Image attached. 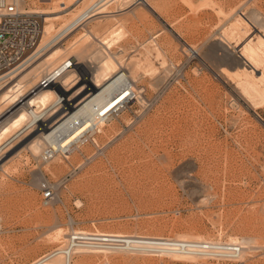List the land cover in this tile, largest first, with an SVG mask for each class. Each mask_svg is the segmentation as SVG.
Segmentation results:
<instances>
[{"label":"rangeland","instance_id":"374dc122","mask_svg":"<svg viewBox=\"0 0 264 264\" xmlns=\"http://www.w3.org/2000/svg\"><path fill=\"white\" fill-rule=\"evenodd\" d=\"M53 1L38 5H65V11L80 7V2ZM152 1L158 13L138 4L88 19L82 26L98 39L121 22V40L103 48L96 39L77 53L65 40L61 57L47 60L23 82L26 91L53 64L71 56L84 67L73 76L70 86L79 79L69 91L73 96L84 76L93 77L96 56L105 50L140 96L130 103L122 100L96 143L85 142L82 153L56 169L52 166L61 153L43 163L41 152L34 155L25 147L36 129L6 150L0 169V264H29L64 244L66 238H50L58 226L131 235L200 234L213 241L232 235L254 245L243 261L202 258L194 263L166 255L97 251L86 254L87 264H264V98L244 88L241 55L243 44L264 37V0H208L201 8L198 0ZM123 6L112 4L106 10ZM262 71L255 70V76ZM14 106L5 109L0 121L19 107ZM104 153L114 159V168L109 162L103 169L93 167L106 159ZM47 182L55 186L49 204L42 197Z\"/></svg>","mask_w":264,"mask_h":264},{"label":"bare ground","instance_id":"6f19581e","mask_svg":"<svg viewBox=\"0 0 264 264\" xmlns=\"http://www.w3.org/2000/svg\"><path fill=\"white\" fill-rule=\"evenodd\" d=\"M40 1L43 0L35 1V4H41ZM69 1L75 3L80 2V7L77 9L76 7H74L70 10L65 11L68 8V6L65 5L63 7H61V5L58 8H55V6L53 5L48 9L42 8L40 6V9L44 12L45 22L42 28V36L40 42L36 46L35 51L32 53V55L26 58L23 64L12 68L10 71H8V73L0 76V97H2V100L0 101V117L4 116V111L6 108H8V106L15 104L14 107H16L20 104V97L25 93V84L23 82L26 79L29 80V77L31 75H33L35 72H39L40 68L47 62V60L52 61L61 57V55L65 52V40L70 44L75 53L79 51L80 47L86 44L88 45V43L93 42L96 39L97 42L99 41V44L103 45V48H110L121 40L124 33V26L121 22L117 24L113 23L112 25H110L104 32L101 33V38L98 39V35H96L92 29H86L84 28V26H82L88 19L96 16L97 14L106 15L122 12L123 10L131 6L132 1H135L137 5L140 4L138 2L140 1L141 4L146 6V8H148L150 11L158 13L157 4L152 0ZM209 2L210 1L208 0H198V5H196L197 7L201 8V6L203 5H208ZM50 3L54 4V1L51 0ZM112 4L124 6L113 11L106 10L108 9L107 7ZM115 19L117 18L115 17ZM238 19L239 18H237L236 21ZM241 21L244 22V20ZM260 26L262 27V25ZM247 31L249 32V30ZM262 35L260 34L257 36L256 44H253L252 41L247 44H243V51L241 52L243 60L245 59L244 65L242 67L244 70L243 74H245V76L247 77V80H245L246 83H244L247 87L244 88H247V92L252 91L257 93L259 99L264 98V37ZM156 36H154L153 38H155ZM183 41L185 40L183 39ZM59 43H61L60 46H58ZM190 49L192 50V48ZM97 51L100 50L97 49ZM97 51H95V53ZM96 57H98L99 59V65L93 73V77H91V79H88V77L84 76V78H82L80 90L73 96L69 94V91L75 86V84L79 82V79L77 81L74 79V81H76L75 83H73L74 86H70V84L72 83V79L75 78L73 76L77 74V68H80V70H83L84 68L82 65H79L81 61H78L76 60L77 58L72 57L75 62L72 63L70 68L65 69V67H63L64 61L67 59L65 58L53 64L49 69H47L42 78H44V76H49L51 83L48 84L43 90L38 91L36 94H29L25 98V103L21 107H18L15 112L11 113L9 116L0 121V143L8 139L10 146L7 149L9 150L12 144L22 138L29 130L36 129L30 131L29 134H33L37 130L38 134L36 133L33 137H31L26 142L25 147L30 148L34 155H38L46 147L51 146V148L56 153L50 160L61 153L63 157H57L58 159L56 164L52 166L55 169L58 168L66 160L75 157L76 154L80 152L82 153V150L80 149L85 142L96 143L97 134L104 133L112 123L111 120H113L120 102L125 99V102L130 103L131 98L134 99L135 97L140 96V94H138V92L136 91L133 82L130 81V76L128 77L125 71H122V69H120V66L115 57L107 53L105 50L103 55L98 54ZM247 65L249 66V68L247 67ZM261 68H263L262 74H260L261 76L256 77L254 74L255 70H260ZM239 74L241 75L240 71ZM7 76L8 78H5ZM42 78L40 80H42ZM132 79L133 78L131 77V80ZM40 80L37 83H39ZM239 85L241 86L242 84ZM255 93L253 96L252 94L250 95L254 97L256 96ZM56 99L58 100V102H60V100L63 101L62 104L64 105L65 110L64 112L61 110V112L63 113H61V115H59L52 124L48 125L47 121L53 119V117H55V115L60 110L59 107L55 110H53V108L49 109V106H52L54 104V100ZM75 99H78V101L74 102ZM256 99H258L257 96ZM2 103L7 104V106L3 108ZM110 121L111 123H109ZM6 150L4 151V153L8 151ZM5 156L6 155L4 154L0 158V169L2 170H4ZM104 156L106 158V161L101 158V160H98V163L96 162L93 167L103 169L107 167L105 162H109L110 165L114 168L116 166L114 159L109 156L107 157L105 153ZM39 159L41 162H43V160L41 159V153ZM48 161H45L43 163H46ZM45 172L46 171H42V175H45ZM71 223L72 222H70V224ZM78 230L87 231L81 227H72V230L68 229L67 231H65L62 226H58L52 233L50 238H52L53 240L66 238L67 241L64 244L57 246L58 249H61L68 244L69 237H67L66 234L69 236L71 232ZM94 231L98 233L117 234L118 236L124 237L139 236L141 237V241L150 242L148 245V251L143 249L141 251H138V253L147 255H166L167 257L175 260L194 263H199L202 258L219 260L218 258H213L212 256L203 255L202 253H194L188 250L182 252L165 253V251H160V247L151 246L153 242L155 243L156 240L160 238L213 241L208 237L200 234L194 235L181 233L169 237L164 235L148 234L131 235L122 231H104L100 229H96ZM216 241H221V239ZM227 242L240 243L242 245V251L239 256L240 260L242 261L244 260L243 257L245 252L252 251L254 249V245H252V242L245 237H242V239L240 240V237L238 238L237 236L231 235L228 237ZM97 251L103 252L104 254H106L107 252L105 250L99 251L86 247H79L75 249L74 254L71 256V259H69V262L61 254H58L52 258H46L45 255L41 254L29 264H87L86 254ZM119 251L137 253L135 251H131V249L118 250L113 252ZM75 253H79L78 257L76 258L74 257Z\"/></svg>","mask_w":264,"mask_h":264},{"label":"built area","instance_id":"2783aa9c","mask_svg":"<svg viewBox=\"0 0 264 264\" xmlns=\"http://www.w3.org/2000/svg\"><path fill=\"white\" fill-rule=\"evenodd\" d=\"M35 1L39 0H0V76L8 73L12 68L23 64L26 58L32 55L40 42L45 16L38 5L39 3L35 4ZM138 2L141 4L140 1ZM132 5H137V3L132 1L131 6ZM73 62H75V60L69 56L64 61L63 67L68 69ZM5 78H8V76ZM50 83V77L44 76L39 83L26 90L20 97L19 107L25 103V98L29 94H36ZM62 102V100H60V102H58L57 99L54 100V104L52 106L50 105L49 109L53 108V110H55L59 107V109L64 112L65 107ZM16 110L17 109L13 112ZM8 146V139L0 143V158L5 154L4 151ZM55 153L56 152L51 146L46 147L41 152V159L43 162L48 161ZM42 187L46 189L42 191L44 202L45 204H49L54 199L55 186L47 182L44 183ZM149 243L150 242L141 241V237L139 236L124 237L111 233L78 230L71 232L67 246L61 249L55 247L42 255H45L46 258H52L61 254L69 262L75 249L79 247H86L99 251L105 250L107 252L126 249L138 252L143 249L148 251ZM151 246H158L160 247V251H165V253L188 250L194 253L212 256L219 260L229 261H239V256L242 251V245L240 243H231L227 241L160 238L157 239L155 243L153 242Z\"/></svg>","mask_w":264,"mask_h":264}]
</instances>
